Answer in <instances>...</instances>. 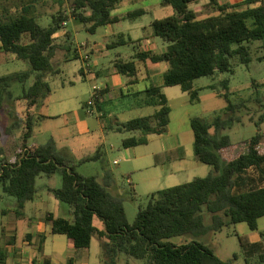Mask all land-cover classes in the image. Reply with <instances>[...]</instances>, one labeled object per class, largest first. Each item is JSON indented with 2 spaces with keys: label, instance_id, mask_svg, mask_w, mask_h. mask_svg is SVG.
Here are the masks:
<instances>
[{
  "label": "trees",
  "instance_id": "obj_1",
  "mask_svg": "<svg viewBox=\"0 0 264 264\" xmlns=\"http://www.w3.org/2000/svg\"><path fill=\"white\" fill-rule=\"evenodd\" d=\"M122 0H59L60 8L51 14V22L41 24L40 8L47 0H0V51L15 55L29 63L30 68L0 76V120L7 98L13 96L15 82L33 84L24 86L17 97L28 108L39 106L51 94L48 76L59 74L53 59L60 46L55 44V35L74 19L81 22L88 33L119 23L121 18L112 16V11ZM202 0H162L164 6H172L175 14L152 22L155 37L161 38L167 47L164 53L143 52L138 58L155 63L166 61L169 70L163 76V84L151 85L148 104L156 107L154 114L133 118L118 124L123 133L139 134L124 139L125 148L148 143V135L168 131L171 107L163 92L164 87L179 86L188 93L192 102L200 101V89L195 81L212 77L216 73H233L231 60L249 64L252 61L250 45L264 43V0H245L241 5L220 4L210 0L212 13L199 18L190 8ZM69 5L70 12L63 8ZM144 10L129 13L125 19L136 20L145 15ZM70 32L67 33L69 39ZM69 46L68 48H70ZM127 64L126 67H129ZM121 68V67H120ZM230 81H221L222 89L215 84L207 88L217 90L227 103V116L218 115L212 122L193 118L194 153L197 160L212 168L205 177L158 190L149 195L146 207H140L135 222L130 224L123 200L111 193L115 184L114 174L104 165L102 180L96 176H83L77 165L58 151L54 140L45 145L30 144L34 135L36 119L27 111L20 119V146L12 155L11 149L2 144L0 128V184L4 193L15 197L20 210L37 195V179L42 175L52 177L60 174L62 186L51 189L57 200L70 206L72 219L45 217L52 233L64 234L78 250L91 247L94 237L101 241L104 264H118L122 254L145 260L147 264H228L206 243L199 239L209 232H219L224 227L247 223L251 231L259 230V220L264 217V187L236 194L240 173L252 166L264 163V154L258 147L263 134L258 132L250 138L248 152L231 159L225 153L233 146L229 135L222 132L242 119L238 110L246 105L231 100ZM254 86L260 85L255 83ZM261 98L256 101L261 103ZM100 101V98L97 102ZM264 113L256 125L261 128ZM228 153V152H227ZM101 150L83 158L80 163L100 160ZM230 159V160H229ZM205 212L212 217L207 225ZM95 217L104 224L100 230L94 224ZM189 236L188 242L177 244L175 237ZM264 237V233L262 234ZM244 247L247 237L238 235ZM0 255V263L2 261ZM247 264H264V254L259 260Z\"/></svg>",
  "mask_w": 264,
  "mask_h": 264
},
{
  "label": "rangeland",
  "instance_id": "obj_2",
  "mask_svg": "<svg viewBox=\"0 0 264 264\" xmlns=\"http://www.w3.org/2000/svg\"><path fill=\"white\" fill-rule=\"evenodd\" d=\"M59 0H47V3L42 5L40 10L42 14H46L41 18V24L46 27L51 22V14L59 10ZM63 8L68 12L72 11L69 5H64ZM141 9H148V12L139 17L135 21L129 19L122 21L118 25H114L115 35H108L107 28H100L96 34H90L86 31L85 26L76 20H71L68 23V29L73 32V39L70 38L64 41V46L68 44L74 49L79 47L81 43L90 42L92 45H97V50L92 57L96 59L99 52H108L109 59L115 60L119 53L125 55L128 52L138 51V48L133 49V45H122L120 41L123 39L122 34H125L126 41L129 40V36L136 37L141 34L142 36H148L153 32L152 22L156 19H163L172 16L175 12L172 6H161L160 0H124L120 6L116 7L112 11V15L120 18L126 17L129 13L135 12ZM192 9L199 10L197 13L200 17H207L210 13L205 11L203 7L193 6ZM131 24L137 28L140 25V29L128 30ZM146 27V28H145ZM68 40H70L68 42ZM160 45L166 46L167 43L159 38ZM112 45L111 48H107L106 44ZM252 61L249 64L238 62L236 58L232 59L233 73H216L212 77H203L195 81V88L200 89V101L194 102L188 106V110L195 118H202L207 122H212L213 119L218 116H227L226 103L224 99L220 98L217 90L207 88V86L215 84L218 89H222L221 81H230L231 100L235 104L244 103L246 106L238 110L237 115L242 119L241 123H235L231 129H226L224 134L229 135L234 143L245 142L255 136L258 132L264 134V123L261 128H258L256 122L261 114L264 113V43L255 42L250 45ZM86 49L84 50V52ZM90 51V49H87ZM68 54V52H66ZM65 50L58 49L54 60L52 61L55 68L59 69V74L55 76H48V81L51 85L52 92L49 97L36 109L46 118L39 122L35 127V134L30 140V144L39 143L46 144L52 139H59L64 137L63 133H67L68 140H59L60 152L63 151L66 156L70 157L75 165H77V171L83 176H96L99 179L103 178L104 165L115 176V181L118 186L124 190V194L121 196L124 207L126 210L127 218L130 224L135 222L137 213L140 207H146L148 204L149 195L161 188H169L176 185L188 183L195 177L203 176L201 168L206 167L210 170V166H206L200 163L194 153L193 134L191 133L190 142L183 137L184 149L183 153L186 155V161H190V166L186 172H180L174 174L173 181H167L163 174L160 177L161 164H158L157 169L149 168L147 170L135 171L137 163L135 157L128 153V149L123 146V141L126 138L136 136L134 133H121L117 131H108L105 137L101 139L100 132L94 130L93 132L82 133L83 121L87 123L95 122L93 116L86 115L84 106L93 98L94 89L93 85L95 80L91 77H85L82 70L86 69V64L80 59H71L69 61L63 60V56L66 54ZM93 55V54H92ZM30 68L29 63L23 60H19L15 55L4 54L0 51V76L7 74L25 71ZM34 82L31 78L26 84L15 82L12 87L13 96L6 99L4 109L2 111L0 128L3 134L2 144H6L14 154L16 148L20 146L21 129L19 128V121L25 115L27 110L18 111V107L22 105L21 101L17 100V97L22 95L24 86L29 88ZM257 83L260 86L256 87ZM132 90L127 87L124 89L127 95ZM165 95L171 102L173 109L176 112L183 110L184 101L189 100L191 97L189 94L184 93L179 86L169 87L165 91ZM261 98V103L256 100ZM129 97H126V103L129 101ZM214 100L215 102H212ZM122 101H114L112 107L120 109ZM26 105H24L25 107ZM109 109V108H108ZM154 113V107L147 105L143 108H138L127 112L121 117L122 121L140 117L150 116ZM116 114V113H115ZM109 115L114 117L110 111ZM111 125V120L107 121ZM172 130H182L178 122H174L171 125ZM63 135V136H62ZM62 136V137H61ZM158 148V147H156ZM154 144L142 145L137 147V154L145 155L141 164L150 165L152 154L156 151H162L156 149ZM98 150H101L102 158L100 160L80 163L81 159L85 156H93ZM229 153H225L226 157H230ZM151 156V157H150ZM117 161L118 163H115ZM162 158H159V163ZM193 163V164H192ZM170 162H166L164 169L166 172H170L172 169ZM208 175V174H206ZM129 176L134 181V187L129 182ZM157 176V178H156ZM55 185L61 187L62 177L60 174L50 177L42 176L37 180V188L39 189V202L42 197L49 198L47 191V185ZM36 200L35 202H37ZM34 203V202H33ZM33 203L29 202L26 209V214L29 217H41L45 215L47 211L57 213L59 217L72 219L71 208L68 204L60 202L62 205L58 210L54 205H44L38 209H33ZM21 212L18 207V202L15 197L8 196L4 193L2 185L0 184V243L3 245V241L6 237H11L14 232L7 230L8 223L14 215ZM207 225L212 224V217L209 213L205 212ZM94 224L96 227L102 229L104 224L102 221L95 217ZM25 223L23 220L19 222V230L17 234L18 243H22V235L25 232ZM28 229V228H27ZM252 233L247 223H239L229 227H224L219 232H209L199 240L209 245L214 249L215 253L228 264H247V251L243 249L240 244L238 235L242 237H248ZM259 233H264V217L259 220ZM192 238L189 236L175 237L171 239L172 242L181 244L190 241ZM93 254L97 255V258H103L102 248L99 244L97 237L93 241ZM95 258V256H94ZM127 256L121 255L119 257V264H127ZM132 264H147L145 260H140L131 257ZM249 260V259H248ZM251 261V260H250ZM253 263V262H252Z\"/></svg>",
  "mask_w": 264,
  "mask_h": 264
},
{
  "label": "crops",
  "instance_id": "obj_3",
  "mask_svg": "<svg viewBox=\"0 0 264 264\" xmlns=\"http://www.w3.org/2000/svg\"><path fill=\"white\" fill-rule=\"evenodd\" d=\"M132 1L133 0H131V2ZM217 1L220 4L241 5L245 0H217ZM123 2L124 0H122L116 7L120 6V4H122ZM209 3L210 0H202L197 4H192L190 8L192 9L193 6L203 7L205 11H208L211 14L212 13L211 9L207 8ZM160 5L164 6L162 4V0H160ZM141 10H144L146 13L148 12V9L147 10L141 9ZM193 10L196 13L199 11L195 9ZM125 18L126 17L121 18L122 21L127 20ZM199 18H205V17L199 16ZM131 21H135V20H131ZM121 22L105 26L107 28V32L109 35L106 37V39H108L112 35H115L113 26L118 25ZM68 23L66 24L63 30H61L59 33H57L54 36L55 44L60 46L59 49L65 50V53L68 52V54L66 53L63 56L64 57L63 60L65 61H69L71 59L83 60L84 63L86 64V69L83 68L82 70L83 74L85 75V77L88 76L95 80L93 87L98 86L100 88L101 97H100V101L96 102L97 113L96 115L93 116L94 119H96V121L90 123H87L86 121H83L81 123L80 121V124H82L81 126L83 128L82 133L85 134L87 132H93V128H94V130L100 132L101 139H103V137H105L108 131L120 132L118 130V124H122L131 120V119L127 121L121 120V117L124 116L127 112L136 110L138 108H143L149 105L148 104L149 99L147 93L148 88L151 85L160 86L163 84V76L169 70L170 65L166 61L155 63L150 59L142 60L138 57L143 52H148V51H151L155 54H162L165 52L166 46L160 45L159 37H155L153 32L148 34V36H142L141 34L136 35V37L129 36L128 41H126L125 34L123 33L121 35L123 39L120 41V44L133 45V49L136 50L138 48V51H135L133 53L130 51L125 55V57L124 55H121V53H119L118 57L115 60L109 59L108 52L101 51L99 52L96 59L93 60L92 57L94 56L97 50V45H92L90 42H86V43H81L79 47L77 46L74 49L72 48L71 45H70L71 47L68 48L69 44L66 47L64 46L63 43L64 41H66L65 38H67L68 32H70L69 38L71 40L74 37L73 32H71L68 29ZM134 25L135 24H131L130 25L131 27H129L128 30L130 31L134 30L136 28ZM136 29L139 30L140 25H137ZM69 41L70 40H68V42ZM106 46L107 48L112 47V45H110L109 43H107ZM0 47H1V43H0ZM85 49L86 51L84 52ZM87 49H90V51H87ZM127 64H130V66L126 67ZM127 87H129L132 91L126 95L124 89ZM168 88L169 87H164L163 92L165 93V91ZM126 97H129L130 101L128 100L129 101L128 103L125 102ZM118 100L122 101L123 104L120 109H117V112L115 111L116 109L112 107H107L108 105H113L114 101H118ZM212 102L215 101L212 100ZM192 103L194 102L191 101V98L189 100L184 101L185 106L183 107V110L180 112H176L173 109L171 102L169 100L171 113H170V123L168 126V131L163 134H151L148 135L147 137L148 143L145 145L149 146L154 144L155 148L158 147L156 149L162 150L160 152L156 151L152 154V157L150 156L152 159L150 161L152 162L150 165L141 164L142 163L141 161L145 159L146 156L143 154L141 155L137 154V147L139 146L126 148L128 149V153L132 154L136 160H139L135 171L147 170L149 168L157 169L158 164H161L162 168L160 170V177L163 174H165L164 177L166 178L167 181H173L174 174L180 172H186L188 170L191 163L190 161H186V155L182 151L184 149L182 140L183 137H185L190 142V137L192 133L193 134L192 143L194 145V133L191 128V120L195 117L186 107ZM87 104L84 106L86 115H87V110H86ZM18 109H19L18 111L27 110L29 114L35 117L36 119L35 127L42 120L46 118H50L49 115L48 117H46L42 112L40 113L38 111L39 109L38 110L36 109V106H32L28 108L27 106L24 107V105H21V107L19 106ZM110 111L114 115V117L112 118L109 115ZM155 111H156V107H154V113ZM140 117H145V116H140ZM135 118H139V117H135ZM109 120H111V125L107 123V121ZM174 122H178L180 127H183V129L179 131L172 130L171 125ZM35 127H34V134H35ZM224 132L225 130L222 133L224 134ZM63 135H65V138L62 137ZM63 135L61 136L62 138L52 139L55 141L56 147L59 152H60L59 140L69 139V137H67L68 135L67 133L64 132ZM138 135L139 134L137 133L136 136ZM247 141L240 143H234L232 141L233 146L229 148L227 151L229 154H231V156H233L231 157V159L234 158L235 156L246 154L248 152ZM35 144H39V143H35ZM40 145H45V144H40ZM258 149L261 154H264V134ZM61 153L63 154V156H65V158L71 160V162L73 163L72 159L66 156L63 151H61ZM159 158H162V161H160V163H159ZM166 162H170V164L172 165L171 168L172 170L170 172L165 173L166 170L164 169V165L166 164ZM115 163L118 162L115 161ZM211 170L206 167L201 168L203 174V176L201 177L207 176L206 174H209ZM50 179L52 180V177H50ZM129 182L132 185V187H134V181L130 176H129ZM36 187H37V183H36ZM263 187H264V163L260 166H252L248 169L243 170L239 175V179L237 181L236 187L234 188V193L240 194ZM57 188L59 187H56L53 184L47 185L49 198L42 197L40 199V202L38 200L39 189L37 188L38 191L36 198L33 201H31L32 203L34 202L32 208L38 209L39 207H42L44 205H54L55 208L59 210L62 204L60 203L59 200L55 198V196L50 191L51 189H57ZM109 190L111 191L112 194L116 196L121 197L124 194V190L118 186L117 182H115V184L112 185L109 188ZM36 200L38 201L35 202ZM28 203H26L24 209H22L21 212L11 217L8 223L7 230L10 232H14L15 234L12 235L11 237H6L3 241V245L2 243H0V255L2 254L3 256L0 264H104L102 258L98 259L97 255L93 254V241L95 237L93 238L91 247L89 249L86 250L76 249L66 235L52 233L51 226L48 223H46L45 217L48 214L52 213L56 217H59L57 213L47 211L45 215H42L39 218L29 217L26 214ZM21 220H23V222L26 225H25V232L22 235V243L19 244L17 241L16 233L19 230V222H21ZM100 230H104V227ZM262 234L263 233H259V230L252 231V233L247 237L246 245L243 247V249L247 251V258L251 260V262L253 263L258 261L260 256L264 254V237L262 236ZM97 239L99 241V244L101 245L100 239L98 237ZM127 257H128L127 264H132L133 262L131 260V257L130 256ZM119 262L120 259L118 261V264Z\"/></svg>",
  "mask_w": 264,
  "mask_h": 264
},
{
  "label": "built area",
  "instance_id": "obj_4",
  "mask_svg": "<svg viewBox=\"0 0 264 264\" xmlns=\"http://www.w3.org/2000/svg\"><path fill=\"white\" fill-rule=\"evenodd\" d=\"M94 95L93 98L88 102L86 110H87V114L90 116H94L97 113L96 110V102L97 100L101 97L100 96V88L98 86H94Z\"/></svg>",
  "mask_w": 264,
  "mask_h": 264
}]
</instances>
